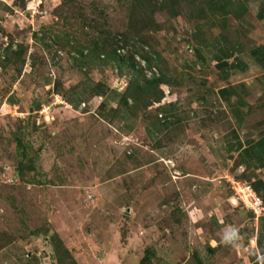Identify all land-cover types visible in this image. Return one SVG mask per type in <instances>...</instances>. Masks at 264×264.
Listing matches in <instances>:
<instances>
[{"label":"rangeland","instance_id":"obj_1","mask_svg":"<svg viewBox=\"0 0 264 264\" xmlns=\"http://www.w3.org/2000/svg\"><path fill=\"white\" fill-rule=\"evenodd\" d=\"M2 1L13 5L15 0ZM79 1H95L101 8L113 4L109 0ZM60 5L61 0H32L26 13L20 7H14L18 12L10 17L0 11L3 35L13 41L14 48L18 44L29 48L21 75L14 68L0 66V136H5L0 141V243L13 238V244L5 251L28 254V258L43 264H59L53 247L57 239L69 253L64 264H140L150 249L158 250L151 264L165 260L168 249L174 252L170 264L182 263L188 254L190 264H201L196 246L216 235L209 216L213 203L207 205L202 200V207H192L190 213L183 206L186 194L172 192V188H168L167 192H172L169 194L159 190L162 181L154 178L156 166L142 168L135 161V152H144L129 139L118 137L113 129L117 128L115 124H102L97 107L105 98L86 102L88 115L81 116L50 92L57 80L63 82L66 90L84 81V75L72 66L67 53L62 52L60 64L54 65L51 55L33 37L45 27L58 25L59 29L64 25L57 18ZM109 13L112 27L118 30L120 17L113 10ZM156 19L164 21L160 15ZM178 26L176 37L165 31L158 35L162 48L168 47L166 38L173 42L171 47L183 42L185 22L180 19ZM183 44L180 46L184 49ZM3 50L0 42V54ZM30 55H39L41 61L35 75ZM90 76L91 82L105 80L112 91L123 93L129 73L125 79H119L114 70L106 68L93 70ZM14 92L21 101L17 108L7 103L9 93ZM45 99H52L54 107L42 115L30 111L36 101ZM106 99L110 106H116V102ZM33 120L45 124L34 130ZM20 127L29 129L23 138L28 148L25 158L20 153L24 145L22 149L13 138ZM18 152L25 168L23 174L16 168L18 162L9 158L11 153L16 157ZM164 201L169 204L164 205ZM234 228L229 230L228 237ZM240 240L244 252L248 243L245 237ZM216 242L215 247L226 246L230 251L228 241ZM251 255L229 254L226 259L216 255L210 263L252 264ZM18 262L13 258L5 264H26Z\"/></svg>","mask_w":264,"mask_h":264},{"label":"crops","instance_id":"obj_2","mask_svg":"<svg viewBox=\"0 0 264 264\" xmlns=\"http://www.w3.org/2000/svg\"><path fill=\"white\" fill-rule=\"evenodd\" d=\"M233 1L242 4L243 13L231 27L214 30L208 40L194 42L193 53L179 45L170 49L169 59L179 71V84L165 90L166 98L160 104L132 115L119 108L122 93L92 99L105 98L97 107L106 104L99 111L102 124H115L118 137L129 139L144 152H135L137 166H156L154 178L162 181L159 190L172 188V192L186 194L183 206L187 211L202 207V200L207 205L213 203L209 216L216 235L196 246L201 264H211L216 255L225 258L245 253L253 254L252 264H264V215L256 216L242 204H234L233 194L228 196L232 193L229 181L237 180L250 183L264 203V0ZM17 12L14 9L6 16ZM12 94L11 103H7L17 108L21 101L15 92ZM106 98L116 106H110ZM49 105L53 101H36L30 111ZM73 112L88 115L81 106ZM233 227L236 229L228 237ZM241 237L248 243L245 253ZM216 241H228L230 251L226 246L215 247ZM149 251L152 259L158 256V250ZM13 253L1 251L0 264L13 258L18 263L43 264L28 254ZM173 254L168 249L159 264H170ZM190 262L188 254L180 264Z\"/></svg>","mask_w":264,"mask_h":264},{"label":"trees","instance_id":"obj_3","mask_svg":"<svg viewBox=\"0 0 264 264\" xmlns=\"http://www.w3.org/2000/svg\"><path fill=\"white\" fill-rule=\"evenodd\" d=\"M31 1L15 0L13 5L2 1L0 2V11L13 13L14 7H20L27 12V6ZM109 1L113 4L101 8L95 1L85 3L79 0H61L60 13L57 18L60 17L58 20L64 21V25L59 29H56L58 25L45 27L42 31L33 34L34 39L40 41L42 49L51 55L52 64L59 65L63 58L61 54L65 52L72 60V66L78 68L84 75L83 82L71 86L67 90L64 89L63 82L57 80L54 89L50 91L52 95L60 96L75 110L95 97H107L116 93L110 89L105 80L97 83L91 82L90 73L93 70L104 71L106 68L114 70L119 79H125L126 74L129 73L127 87L120 95V109H127L128 112L135 115L140 110L147 111L155 104H160L166 98L165 90L167 88L172 90L179 84L176 82L179 78L177 76L179 71L169 59L170 49L176 46L171 47L173 42L166 38L165 45L168 47L162 48L158 35L165 31L168 34L172 32L176 37L179 34V20H183L187 30L183 33L181 44H186L187 49L193 53L192 44L194 42L202 39L208 40L214 30H227L235 21L240 20L243 13L242 4L233 0ZM110 10L115 11L118 14L117 17H120L121 26L118 30H114V26L112 27ZM157 15L163 17L162 23L157 21ZM0 32L3 34L1 25ZM13 45V41H10L9 46L0 54V66L3 69L14 68L18 75H21L29 58H27L29 48L18 44L14 49ZM137 57L145 61V67H142ZM30 59L31 70L35 75L36 68L41 61L39 55H30ZM153 68L157 69L159 76L153 74L149 78L146 71H152ZM172 70H174L173 73ZM12 95L9 93L7 97V101L10 103ZM48 102H52V99H48ZM105 106L106 104L103 102L99 108L100 112L104 110ZM85 108L84 110L87 112L88 110ZM35 112H37L36 109ZM31 124L34 130H38L45 122L37 125L33 120ZM28 130L26 127H20L13 133V138L21 148L24 145L23 138ZM4 137L0 136V141ZM20 151L25 158L28 148H25L24 145V149ZM19 152L16 157L11 153L9 158L13 162H18L16 168L23 174L25 168H22L23 165L20 163ZM232 194L233 192L228 196H232ZM13 242L12 238L4 244L0 243V252L12 245ZM53 247L59 258V264H64L65 255L69 253L63 249L64 247L58 239ZM62 252L64 253L62 254ZM209 252L211 255L214 254L210 248ZM150 255L152 254L148 251L140 264H151L152 257ZM196 257L198 258L197 255ZM259 262L261 261H258L257 264Z\"/></svg>","mask_w":264,"mask_h":264},{"label":"built area","instance_id":"obj_4","mask_svg":"<svg viewBox=\"0 0 264 264\" xmlns=\"http://www.w3.org/2000/svg\"><path fill=\"white\" fill-rule=\"evenodd\" d=\"M0 42L2 43L4 49H6L10 44L9 38L7 36H4L1 32ZM137 60L141 63L142 67L146 66L144 60L139 57H137ZM146 73L149 78L152 77L153 74L159 76L158 71L155 68H153L152 71L147 70ZM86 106V104L82 105L83 108H85ZM51 108L52 106H42L39 111H37V113L40 112V114L42 115L44 112L49 111ZM42 122L40 121L37 124L40 125ZM229 183L233 192L232 202L234 204H242L246 209L252 211L256 216L264 215V203L262 199L256 194L251 184L237 180H231L229 181ZM259 264H261V262H259Z\"/></svg>","mask_w":264,"mask_h":264},{"label":"clouds","instance_id":"obj_5","mask_svg":"<svg viewBox=\"0 0 264 264\" xmlns=\"http://www.w3.org/2000/svg\"><path fill=\"white\" fill-rule=\"evenodd\" d=\"M87 105V104H86ZM52 107H54L53 105H52ZM87 107V106H86ZM39 111V110H38Z\"/></svg>","mask_w":264,"mask_h":264},{"label":"water","instance_id":"obj_6","mask_svg":"<svg viewBox=\"0 0 264 264\" xmlns=\"http://www.w3.org/2000/svg\"><path fill=\"white\" fill-rule=\"evenodd\" d=\"M31 112H33V109H32V111Z\"/></svg>","mask_w":264,"mask_h":264}]
</instances>
